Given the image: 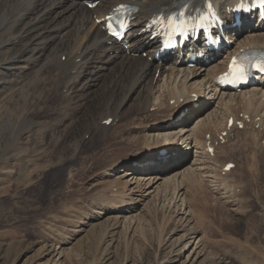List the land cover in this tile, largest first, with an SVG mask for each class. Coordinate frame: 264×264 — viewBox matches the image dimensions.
Returning <instances> with one entry per match:
<instances>
[{
	"label": "rangeland",
	"instance_id": "obj_1",
	"mask_svg": "<svg viewBox=\"0 0 264 264\" xmlns=\"http://www.w3.org/2000/svg\"><path fill=\"white\" fill-rule=\"evenodd\" d=\"M8 18L0 15V25ZM11 18L7 23L9 30L0 32V42L10 38L15 30L18 19L16 16ZM5 47L6 44L2 46ZM9 49L0 51V61L13 56L12 48ZM140 56L143 57L141 54ZM56 60L57 53L50 61L37 64L31 69L36 70L38 75L45 67H54ZM112 69L109 63L104 62L100 81L106 75L112 80ZM1 70L0 68V74ZM50 74L53 76L52 72ZM49 77L50 75H38L5 93L4 89L0 90V264H185L186 255L192 249L185 256L183 253L181 257H173L175 251L181 250L185 244H194V235L181 240L184 232L172 233L177 225L178 218L175 216L181 210L183 199L197 216L194 218L195 223L190 226L194 229L197 226L201 230L199 236L206 256L198 264H204L206 260L203 259L208 256L214 258L212 260L217 257L225 258L233 264H264V196L261 195L264 194V188L261 187L259 191L254 188L250 179L257 172L249 171L254 169L255 160L259 159L261 175L258 183L264 185V151L262 150V155H258L259 146L252 145L255 135L263 134V129L236 130L230 139L225 140L228 144L217 149L220 150L217 153L221 154L215 156L220 160L219 172L229 160L238 164L235 167L237 171L234 169L225 178L230 183L233 182L234 186L235 183H242L243 190L239 191L241 194L238 192L239 196L244 195V198L240 196L243 199L242 205H219L216 202L218 196L211 194L192 171H187L185 178H178V181L169 172L171 177L161 176L162 179L154 180L151 183L153 185L143 187L142 192L137 193L135 198L139 204L134 209L138 211L132 212L136 216L134 223L126 222L125 215H122L121 227L114 230L110 214L104 215L101 212H104L107 205L114 203L120 194L126 196L125 200L134 199L130 188L136 186L128 188L118 182L123 179L117 181L118 174L125 171V168L115 170L113 176L108 178L102 169L124 154L119 151L125 149V154L129 155L138 146V139L131 140L127 136L133 133V130H128L127 133V128L132 123H137L138 128L147 123V118L142 113L128 112L139 103L138 92L131 94L124 105L123 112L127 114L122 119L123 123L117 120L108 126L105 135L93 138L87 133L90 125L88 124L89 129L85 125L87 117L93 114L83 107L81 111L75 110L82 104H94L91 99L95 95L91 92L84 93L75 101H68L67 108H53V111L44 113L38 110L33 112L34 109L30 111L29 101L32 104L39 102L42 92H35L34 84ZM108 80L104 82L105 86L110 84ZM51 88L48 87L47 90L50 91L47 95L50 104L54 102V106L58 93ZM258 112L261 113V109ZM258 114H251L254 124L263 119ZM136 131L141 133V129ZM219 131H222L221 128L210 133ZM245 139L250 145L247 146ZM82 143L87 145L82 146ZM148 151L149 154L155 152L153 147H149ZM177 154L179 157L184 154V166L193 164L196 157L195 151L189 150H178ZM141 174L144 173H136L137 181L144 176ZM156 174L150 175L158 178ZM112 187L116 188L111 190ZM172 194L176 197L179 195V198L174 200L176 197ZM164 195H168L167 201L163 200ZM256 196L261 198V202H257ZM93 216H99V219L93 220Z\"/></svg>",
	"mask_w": 264,
	"mask_h": 264
},
{
	"label": "bare ground",
	"instance_id": "obj_2",
	"mask_svg": "<svg viewBox=\"0 0 264 264\" xmlns=\"http://www.w3.org/2000/svg\"><path fill=\"white\" fill-rule=\"evenodd\" d=\"M89 1L92 0H0V15L9 17L0 25V32L7 29L9 26L7 23L12 19V16H16L18 19L11 37L6 41L0 42V51L12 48L13 52L12 57L0 61V68L2 69L0 90L4 89L5 93L21 86L23 82L31 78L33 80L38 75L39 77L50 75L49 78L37 82L33 86L35 92L42 91L38 104L36 102L32 104L31 101L28 104L30 111L34 109L33 112L38 110L42 113L49 110L53 111V108H67L68 101H75L84 93L91 92L92 95H95L91 99L94 104H82L79 109L77 107L75 110L81 111L83 108H87L93 115L97 114L96 116L87 117L85 124L88 129L90 125L87 133L91 134L93 138L105 135L108 131V127L106 124L103 126V122L105 123L112 118L113 122L122 121L126 116L125 114H127L123 112L125 103L131 94L138 92L139 103L134 108H130L128 112L142 113L143 117L147 118V123L145 122L146 124L141 125L140 128L137 127V123H132L131 126H128L127 133L128 130L129 132L133 130V133L130 135L126 134L131 140L138 139L136 142L138 146H135V150L129 155L125 154V149L119 151V153L124 152V154H121L120 158L102 169L105 171L104 175L108 178L113 176L115 170L125 168V171L118 174L117 181L123 179V181L120 180L118 182L121 185L128 186V188L136 186L133 189L130 188V191L134 193L135 200L133 198L125 200L126 196L120 194L116 197L114 203L107 205L104 212H101L104 215L105 213L110 214L109 219L114 230L121 227L122 215H125L124 220L126 222L134 223L136 216L132 212L138 211H134L137 208L136 204H139L135 198L137 193L142 192L141 189L143 187L153 185L151 183L154 180L162 179L163 177L161 178V176L166 177L169 172H172V177H175L174 180L178 178L183 180L185 173L192 171L211 194L218 196L216 202L219 205L222 204L226 207L242 205L243 199L240 197L242 195L239 196L241 194L239 191L243 190L242 183L234 182V186L233 182L230 183L225 177L222 178L221 176L225 166L232 162L229 160V162L227 161L223 164L220 175L218 169V161L220 160L216 159V154H221L217 153L220 150L218 151L217 148L214 154L210 155L206 150V144L208 135L213 138V145H216V141L220 140L219 136L224 132L228 133L225 140L230 139L235 134L237 130L235 128H238L237 124L228 128L231 118L244 124V129L258 128V130H264L263 77L251 88L240 92L222 90L215 84L216 77L227 69L232 56L241 50L264 49L263 22L257 23L255 26L257 28H254L251 26L252 19L243 17L244 28L242 31H237L236 35L232 34V45L227 47L224 53L219 54L218 57L214 55L215 58L212 60L211 57L213 55L208 52L205 54V58L199 59L194 67H190L188 65V57L183 58L180 52L170 53L165 57L157 58V42L149 41L148 37L143 33V29L145 28V22L154 14L181 2L192 0H102L100 5L93 10L86 8V3ZM213 1L224 17L228 19L227 8L234 7L239 0ZM123 2L131 3L139 9V13L132 24V29L126 37L129 49L124 48L122 44L111 42L103 31V24L99 23L102 18L109 14L113 7ZM195 3H197V0H195ZM4 44H6V47L2 48ZM193 47L197 49L193 53L195 56L205 51L199 44H194ZM140 52H147L148 59L141 57ZM56 53L57 60L54 67L48 69L45 67L38 75L36 70L31 69L37 64L39 65L47 60L50 61L56 56ZM186 54L187 51H184V55ZM207 58L209 59V64H207ZM104 62L109 63L113 68L112 71L114 70L112 80L107 75L103 81L99 79L101 70L104 68ZM51 72L53 76L50 74ZM107 80L108 82L110 81V84L105 86L104 82ZM49 86L53 88L55 93H58V100H55L54 106V102L52 105L50 104V99L47 95L50 91L47 90ZM101 93L102 96L100 97ZM32 100L34 101L35 99L33 98ZM152 109H154L153 113L151 112ZM259 109H261V113L258 112ZM250 111L254 115L259 113L258 116L262 115L259 118L263 119L260 122L256 121L254 124ZM91 128H93L92 133H90ZM219 128L222 131L213 132L217 133L213 137V133L211 134L210 131H216ZM138 129H141L139 134L136 131ZM165 130L167 131L164 132ZM255 136L256 139L253 138L254 144L252 143V145H258V155H262L264 133H258ZM142 142L149 143L140 144ZM85 144L87 145V143H82V146ZM144 146L145 148L142 149L141 147ZM149 147H153L155 150L153 154H149ZM234 149H236V146ZM178 150L180 152L181 150L195 151L196 157L193 164L184 166L185 159L182 157L185 153L179 157L177 154ZM256 153L257 151L254 154V158H256ZM157 165L159 167H156ZM259 165L260 161L256 159L254 169L252 171L249 170L250 173L253 171L257 172L255 173L256 176L259 174V176L256 177L254 175L253 179H250L254 184V188L258 191L261 187L264 188L262 183H258L261 175ZM136 166L145 169H140ZM232 171L233 169L226 174L224 173V175ZM139 172H143L144 174L141 175L144 176H141L137 181L135 175ZM152 173H157L156 175L159 177H152L150 175ZM171 174L168 176L171 177ZM230 181L232 180L230 179ZM243 186L245 185L243 184ZM115 188L112 187L111 190ZM119 191L117 190V192ZM260 192L263 193L262 190ZM113 194L115 195L116 193ZM146 195L151 196L150 194ZM261 195L264 196V194ZM167 198H169L168 195L163 196L164 201H167ZM177 198H179V195L174 200ZM256 200H258V203L261 202L259 196H256ZM169 201L171 202V199ZM181 205V210H178L175 216L178 218L177 225L172 229V233L184 232L181 240L189 239L193 234L194 244L193 242L192 246L191 242L185 244L181 250L175 251L176 254L172 257H181L183 253L185 256V253L192 249L186 255L185 264H198L199 260L206 255L201 244L202 238L199 236L201 230L197 226L195 229L190 226L195 223L194 218L197 216L184 199ZM243 214L245 213L243 212ZM92 219L98 220L99 216H93ZM189 226L191 227L190 229ZM212 259L214 258L208 256L203 260H206V264H233V262H227V259L225 260V258L221 257H217L216 260Z\"/></svg>",
	"mask_w": 264,
	"mask_h": 264
}]
</instances>
